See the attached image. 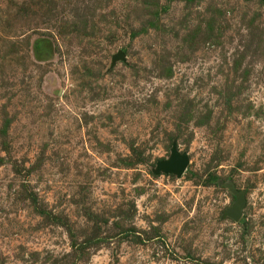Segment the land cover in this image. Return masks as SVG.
<instances>
[{
	"label": "rangeland",
	"instance_id": "374dc122",
	"mask_svg": "<svg viewBox=\"0 0 264 264\" xmlns=\"http://www.w3.org/2000/svg\"><path fill=\"white\" fill-rule=\"evenodd\" d=\"M0 264H264V0H0Z\"/></svg>",
	"mask_w": 264,
	"mask_h": 264
},
{
	"label": "water",
	"instance_id": "95a60500",
	"mask_svg": "<svg viewBox=\"0 0 264 264\" xmlns=\"http://www.w3.org/2000/svg\"><path fill=\"white\" fill-rule=\"evenodd\" d=\"M125 60V54L119 52L113 58V65L118 61ZM189 166V160L187 156H182L177 149H174L171 159L163 161L159 164V169L166 173L183 175ZM232 191L237 195V202L233 208L226 213L227 216L234 218L239 221L242 217V211L247 205V200L244 193L238 192L235 188H231Z\"/></svg>",
	"mask_w": 264,
	"mask_h": 264
}]
</instances>
